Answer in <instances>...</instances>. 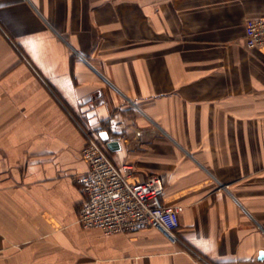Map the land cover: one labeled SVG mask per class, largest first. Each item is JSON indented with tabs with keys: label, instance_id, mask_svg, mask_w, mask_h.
<instances>
[{
	"label": "crops",
	"instance_id": "1",
	"mask_svg": "<svg viewBox=\"0 0 264 264\" xmlns=\"http://www.w3.org/2000/svg\"><path fill=\"white\" fill-rule=\"evenodd\" d=\"M260 17L264 0H0V264H264ZM83 130L160 176L189 248L79 223Z\"/></svg>",
	"mask_w": 264,
	"mask_h": 264
},
{
	"label": "built area",
	"instance_id": "2",
	"mask_svg": "<svg viewBox=\"0 0 264 264\" xmlns=\"http://www.w3.org/2000/svg\"><path fill=\"white\" fill-rule=\"evenodd\" d=\"M244 46H264V17L248 18L244 24ZM85 143L81 156L87 170L76 181L85 195L78 207L83 227H96L103 233L130 232L155 228L171 243L189 248L177 234L180 207L165 203L160 176L135 178L130 164L118 166L112 160L100 130H83ZM204 260L199 254H195Z\"/></svg>",
	"mask_w": 264,
	"mask_h": 264
},
{
	"label": "water",
	"instance_id": "3",
	"mask_svg": "<svg viewBox=\"0 0 264 264\" xmlns=\"http://www.w3.org/2000/svg\"><path fill=\"white\" fill-rule=\"evenodd\" d=\"M100 137L106 143V146L109 149H117L119 147L118 140H116L115 138L109 139V136L105 131L100 132ZM260 254L262 255V252H260Z\"/></svg>",
	"mask_w": 264,
	"mask_h": 264
}]
</instances>
